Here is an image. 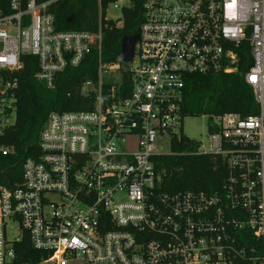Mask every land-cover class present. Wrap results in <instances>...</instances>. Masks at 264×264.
I'll list each match as a JSON object with an SVG mask.
<instances>
[{"label":"built area","instance_id":"obj_1","mask_svg":"<svg viewBox=\"0 0 264 264\" xmlns=\"http://www.w3.org/2000/svg\"><path fill=\"white\" fill-rule=\"evenodd\" d=\"M47 5L8 0L0 10V156L11 152L1 142L15 124L23 57L53 90L101 45L100 28L55 31ZM137 35L131 62L98 60L80 86L92 109L49 113L21 183L0 187V264H15L24 239L36 258L25 264H264V0H146ZM241 59L257 112L209 116L206 140L195 141V154L222 159V189L158 192L151 159L166 155L157 140L184 136L185 78L235 73Z\"/></svg>","mask_w":264,"mask_h":264},{"label":"trees","instance_id":"obj_2","mask_svg":"<svg viewBox=\"0 0 264 264\" xmlns=\"http://www.w3.org/2000/svg\"><path fill=\"white\" fill-rule=\"evenodd\" d=\"M117 0H36L47 3L46 11L53 17L57 32H88L101 30V45L93 49L74 68H67L57 76L56 87L48 90L34 79L36 59L23 57V68L13 74L17 82L16 120L2 137V144L10 149L0 156V187L14 189L21 183L22 164L39 153L38 140L47 116L51 112L89 111L94 106L91 97L79 94L80 86L94 81L98 60L109 65L122 64L120 43L123 37L139 33L143 21V5L146 0H125L127 6L120 9V20L106 19L108 7ZM0 10H8V0H0ZM120 23V25H119ZM249 61L240 60L238 70L232 74L188 75L184 81L180 115L185 117L219 116L225 113L240 117L253 115L258 108L251 88L245 84L243 74ZM127 93L131 89L129 78L122 77ZM119 97V98H121ZM197 143L181 136L174 140L168 155L151 159L157 177L156 188L160 193L174 194L183 191L215 192L222 189L225 169L221 158L197 155ZM15 264L36 262L28 239L14 247Z\"/></svg>","mask_w":264,"mask_h":264},{"label":"rangeland","instance_id":"obj_3","mask_svg":"<svg viewBox=\"0 0 264 264\" xmlns=\"http://www.w3.org/2000/svg\"><path fill=\"white\" fill-rule=\"evenodd\" d=\"M121 14L119 9H114L110 5L106 11V19L112 21L120 20ZM120 25V23H119ZM213 126V120L209 116L201 117H185L181 123L182 134L193 141L201 142L205 141L207 134L209 133V127ZM169 137H162L155 143L154 152L157 154L170 153Z\"/></svg>","mask_w":264,"mask_h":264},{"label":"water","instance_id":"obj_4","mask_svg":"<svg viewBox=\"0 0 264 264\" xmlns=\"http://www.w3.org/2000/svg\"><path fill=\"white\" fill-rule=\"evenodd\" d=\"M138 40V35L125 36L120 43V60L123 63L131 62L134 55V47Z\"/></svg>","mask_w":264,"mask_h":264}]
</instances>
